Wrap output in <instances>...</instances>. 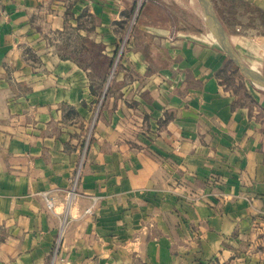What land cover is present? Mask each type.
Listing matches in <instances>:
<instances>
[{
    "label": "crops",
    "instance_id": "1",
    "mask_svg": "<svg viewBox=\"0 0 264 264\" xmlns=\"http://www.w3.org/2000/svg\"><path fill=\"white\" fill-rule=\"evenodd\" d=\"M207 1L264 73V0ZM227 60L199 0H0V264H264V95Z\"/></svg>",
    "mask_w": 264,
    "mask_h": 264
},
{
    "label": "rangeland",
    "instance_id": "2",
    "mask_svg": "<svg viewBox=\"0 0 264 264\" xmlns=\"http://www.w3.org/2000/svg\"><path fill=\"white\" fill-rule=\"evenodd\" d=\"M141 2V1H140ZM222 2V6L224 7V13H226V16H222L224 17V19H231V18H236V14L235 13V10L237 8H241V9H247V7L240 1L238 0H221ZM184 12V11H182ZM177 13H181V11H177ZM186 13V12H185ZM182 16V15H181ZM262 17V16H261ZM191 21V25L192 26H195V27H203L200 23H198L196 21V19L194 18H191L190 19ZM82 43H80L81 45ZM83 46L87 47L86 45L83 44ZM88 50H90L91 52H96V49L94 46H90V47H87ZM88 55H83V56H80L82 57V62L83 63H86V59H88L89 57H87ZM94 65L96 66L98 72L101 74L103 71H104V68L106 66L105 62L102 61L101 59H98L97 56H94ZM260 72L263 73V71L261 70ZM264 74V73H263ZM225 77H226V80H227V85L228 86H231L232 88L234 87L235 90L237 91H244V89L246 88V86H248V88L251 90V91H257L259 92L260 94H263L264 95V87L260 86V85H254L252 84L248 78H246V76L237 68V66L232 62V60H227L226 62V65H225ZM92 123V121H91ZM75 180L76 179V175L74 177V179L72 180V182H70L69 184V187H68V194L72 193V192H76V183H75ZM67 194V195H68ZM69 198L70 200H73L75 198L74 197H70L69 195ZM46 204V203H45ZM47 206V205H46Z\"/></svg>",
    "mask_w": 264,
    "mask_h": 264
},
{
    "label": "water",
    "instance_id": "3",
    "mask_svg": "<svg viewBox=\"0 0 264 264\" xmlns=\"http://www.w3.org/2000/svg\"><path fill=\"white\" fill-rule=\"evenodd\" d=\"M202 4V7L205 10V13L208 17V22L212 27L214 34L216 35L217 40L221 44V46L226 51L227 56L230 60L237 66V68L248 78V80L254 85H260L264 87V74L259 70L247 65L243 62L238 55L233 50L230 45L227 33L222 23L218 19L217 15L213 11L207 0H199Z\"/></svg>",
    "mask_w": 264,
    "mask_h": 264
},
{
    "label": "built area",
    "instance_id": "4",
    "mask_svg": "<svg viewBox=\"0 0 264 264\" xmlns=\"http://www.w3.org/2000/svg\"><path fill=\"white\" fill-rule=\"evenodd\" d=\"M105 90H106V88H105L104 91L102 92V95H101V97L98 99V102H97L96 107H95V109H94V114H93V118H92V124H93L95 118L97 117V114H98L99 109H100V107H101V104H102V101H103V96H104V94H105ZM91 126H92V125H91ZM90 130H91V128H90ZM87 138H89V134H88ZM76 179H77V176H76ZM76 181H77V180H75V183H76ZM69 195H70V197H74V196L76 195V192H72V193L68 194V196H69ZM43 197H44V200H45V203H46L47 207H48L49 209H52V207H53V199H52L47 193H44V194H43ZM95 205H96V198H94V199L92 200V202H91V203L85 208L84 213H85V214H92V213L94 212Z\"/></svg>",
    "mask_w": 264,
    "mask_h": 264
},
{
    "label": "trees",
    "instance_id": "5",
    "mask_svg": "<svg viewBox=\"0 0 264 264\" xmlns=\"http://www.w3.org/2000/svg\"><path fill=\"white\" fill-rule=\"evenodd\" d=\"M233 89L235 90V88L233 87Z\"/></svg>",
    "mask_w": 264,
    "mask_h": 264
}]
</instances>
